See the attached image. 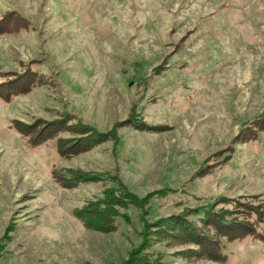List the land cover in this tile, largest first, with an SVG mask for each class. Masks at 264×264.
<instances>
[{
  "label": "rangeland",
  "instance_id": "374dc122",
  "mask_svg": "<svg viewBox=\"0 0 264 264\" xmlns=\"http://www.w3.org/2000/svg\"><path fill=\"white\" fill-rule=\"evenodd\" d=\"M0 264H264V0H0Z\"/></svg>",
  "mask_w": 264,
  "mask_h": 264
},
{
  "label": "trees",
  "instance_id": "16d2710c",
  "mask_svg": "<svg viewBox=\"0 0 264 264\" xmlns=\"http://www.w3.org/2000/svg\"><path fill=\"white\" fill-rule=\"evenodd\" d=\"M97 213H98V210L96 208H92L91 209V212L88 215H90V217L94 218L95 221H99L100 222V221H102V218L103 217H101V215H103V214H99V213L97 214ZM207 216L205 217L204 215H198V217L200 218V220H206V219H208ZM218 222L222 226L227 227V229L230 228V227H228L230 225V222L229 221H226L225 219H223V217H218Z\"/></svg>",
  "mask_w": 264,
  "mask_h": 264
}]
</instances>
